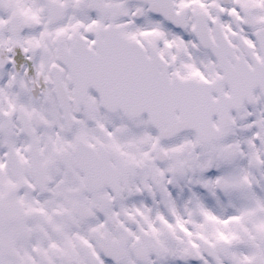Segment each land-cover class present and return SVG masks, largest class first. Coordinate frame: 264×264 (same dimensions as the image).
Listing matches in <instances>:
<instances>
[{
    "label": "snow or ice",
    "instance_id": "obj_1",
    "mask_svg": "<svg viewBox=\"0 0 264 264\" xmlns=\"http://www.w3.org/2000/svg\"><path fill=\"white\" fill-rule=\"evenodd\" d=\"M0 264H264V0H0Z\"/></svg>",
    "mask_w": 264,
    "mask_h": 264
}]
</instances>
